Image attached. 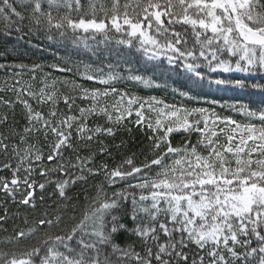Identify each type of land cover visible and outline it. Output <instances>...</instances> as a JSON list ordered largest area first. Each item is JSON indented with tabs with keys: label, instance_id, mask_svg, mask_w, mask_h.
Instances as JSON below:
<instances>
[{
	"label": "snow or ice",
	"instance_id": "obj_1",
	"mask_svg": "<svg viewBox=\"0 0 264 264\" xmlns=\"http://www.w3.org/2000/svg\"><path fill=\"white\" fill-rule=\"evenodd\" d=\"M41 33L182 74L196 106L117 88L159 87L130 67L77 66L89 88L0 51V264H264V102L207 99L264 96V0H0V35ZM128 124L146 149L97 164Z\"/></svg>",
	"mask_w": 264,
	"mask_h": 264
},
{
	"label": "trees",
	"instance_id": "obj_2",
	"mask_svg": "<svg viewBox=\"0 0 264 264\" xmlns=\"http://www.w3.org/2000/svg\"><path fill=\"white\" fill-rule=\"evenodd\" d=\"M84 3L86 4L87 0H84ZM42 41L46 43L42 44ZM15 43H18L19 45L16 48H13V45ZM10 46H12V49H15V51L6 58L7 60H15L17 63L23 62L28 65L42 64L45 66L44 70L51 71L53 76H67L70 79H74L77 83L83 84L85 87L89 88L103 89L105 86L93 81L83 80L79 75H75L74 73L77 66H80L81 71H83V65L85 64L91 65L94 69L104 68V70L107 71V66L109 63H111L113 66L118 65V70L124 75H127V68L130 67L132 71L137 74L144 75L145 77H151L157 84H159V87H145L144 85L134 81L121 80L116 83L115 86L117 88L128 90L136 95L143 97L155 96L164 99L169 103H183L187 104L188 106H196L195 101H188L187 99L179 96L178 92L186 91L189 85L185 78L177 75V72L166 71L175 75V81L172 84L169 81H165L163 77H160L158 75V73L164 69L156 68L152 70L150 68L145 69L139 67V63H141L143 66L146 65L147 67L153 65L150 62H146L144 59L136 60L134 58H125L130 59V63L126 65L124 59L118 57L115 52L109 53L103 45H101L99 50L93 51L84 49L83 47L77 48L72 44L70 40L49 41L42 33L33 34L31 36L25 35L22 38L17 37L15 34L12 36L0 35V51L8 49L10 52H12ZM0 62H3V58H0ZM52 64L71 66L73 68V73L55 72L49 67ZM5 75L6 74L4 72L0 71V80H2ZM213 97L217 100L222 101H240L250 104L252 107H260L262 106V102H264V96L260 94L250 95L248 93H240L238 91H213L210 95H208L207 99H212ZM237 118L243 119V117ZM17 120H20L19 108H17ZM128 127L131 128L130 132L127 130H120L117 132V135L114 139L111 137L104 138L105 142L109 145L111 156L98 154L96 157L97 164L103 162L112 164L114 161L118 162L122 158V155L125 153L131 154V152H136L137 154H139L143 149H146L147 145L150 143L147 140V130L137 127L134 124H128ZM174 135L176 137V142H179L181 138L180 134ZM121 141H124L126 146L124 148L117 149L115 145L120 144ZM96 182H98L97 179H90L87 184L81 183L77 186H74L72 194L79 195V203L81 205H84L85 203V189L88 190V193L94 192V188L92 187V185ZM119 186L120 185H117V187ZM117 239L123 242L125 240V237L118 236Z\"/></svg>",
	"mask_w": 264,
	"mask_h": 264
},
{
	"label": "rangeland",
	"instance_id": "obj_3",
	"mask_svg": "<svg viewBox=\"0 0 264 264\" xmlns=\"http://www.w3.org/2000/svg\"><path fill=\"white\" fill-rule=\"evenodd\" d=\"M91 42V41H90ZM46 42H44V41H42V44H45ZM19 44L18 43H15L14 45H13V48H16L17 46H18ZM7 46H8V44H7ZM10 48L12 49V46H10ZM113 48H115V45H113ZM13 50V49H12ZM15 50V49H14ZM107 50V49H106ZM17 51H19V50H17ZM113 52H115V51H113ZM115 54H116V52H115ZM146 61V60H145ZM147 62V61H146ZM150 63H152V62H150ZM139 67H142V68H145V69H152V70H154V68H153V65L152 66H150V67H147L146 65H142L141 63H139V65H138ZM237 75H241V74H238V73H236ZM158 75L160 76V77H163V79L165 80V81H169V82H171L172 84L174 83V81H175V75L173 74V73H170V72H166L165 70H161V72H159L158 73ZM177 75L178 76H181V77H183L184 78V76L182 75V74H178L177 73Z\"/></svg>",
	"mask_w": 264,
	"mask_h": 264
}]
</instances>
